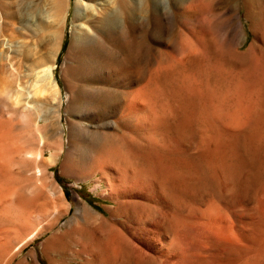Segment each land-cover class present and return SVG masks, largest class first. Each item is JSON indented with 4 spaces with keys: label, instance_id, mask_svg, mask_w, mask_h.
<instances>
[{
    "label": "rangeland",
    "instance_id": "1",
    "mask_svg": "<svg viewBox=\"0 0 264 264\" xmlns=\"http://www.w3.org/2000/svg\"><path fill=\"white\" fill-rule=\"evenodd\" d=\"M104 1L106 0H0V53H2L3 57H5L6 53L8 52L9 57H11V58L8 57L9 59L3 58L4 60L3 59L0 60V79L3 80V81L0 80V90L6 88L13 95V97L14 96L21 97L20 98L21 104L18 103L16 105L17 107H13L9 98L6 97V94L3 95L0 91V127H1L0 128V163L3 166V169L1 170V174H0V178H2L0 180V186L2 188V190L0 189L1 202L3 201L1 203L2 211L0 213V230H1L0 232H1V236L3 237L2 239H7V235L10 234L8 237L9 239L11 238V244L15 243L14 245H16L17 242L19 243V241H21V239H25V237H27L26 234L29 235L32 229L34 230L35 227L38 228L41 224L42 225L48 224L49 222L50 224H52V227L50 229L48 230L43 229V231L37 234L36 237L33 238V240H31L30 242L28 241L27 242L28 244L26 243L23 246V248L19 250V252L16 251L18 253L12 259L11 264H17V262L23 260L24 257L28 259V261L29 259L32 260L33 256L30 255V253L32 252H34L37 255L38 264H90V262H87L86 254L83 253L81 249L84 242L91 239V235L89 233L91 230L89 231L90 228L81 218V214L83 213V210L78 205L79 201L82 204H84L87 207L86 209L89 210V213L93 215L92 225L97 228V233H98L97 236L99 237L100 235L99 238L106 239L110 235L111 229L114 226L119 227V228L116 227L119 230L122 229L121 223L123 218L117 214L112 213V209H111L113 205L112 201L106 197L107 193H104L101 187H96L98 185L97 182L101 177L100 174H96L95 172H93V168L90 169V167H92L90 160H91V153L93 147L102 143L107 136H109L107 137V141L109 142L111 141L112 143H117V144L121 143L122 146H126V144H128L126 137L132 136L133 133L128 132L129 134H132V135H128L126 131L129 130L125 126L119 125L116 126L115 128L116 130L114 129L110 131V135L103 137L102 135L103 132H101L103 131L101 130L102 129L101 121H98L97 118L94 116H88L85 118H79L77 116V112L81 110V105L83 104L84 101L83 92L85 90L94 89L100 91L101 89L103 92L108 93V91H110L111 88L113 89L116 88L115 86L116 84H114V82L111 80L108 81L105 80L107 82L106 84V82L102 80L93 81L91 83L90 81L84 82L78 79L77 66L80 63L85 62V59H87L86 57L87 55L81 52V50H79L75 45H73L72 42V35L74 30H80V28L82 27L88 30L90 29V27L88 26V20L90 19L93 20L100 15L101 5L104 3ZM198 1L182 0L181 3H179L178 0L147 1L145 7L143 8V11L138 14L143 19L141 25L142 27H140V29L138 30H134L132 27L125 26L124 29L122 30V33L120 34L122 37L120 36L118 41L119 43L117 42L118 47L121 46V48H123L121 49V51L124 50L122 53L124 54L125 57L132 56L136 51L138 54L137 57L138 59L136 58L135 62L129 67L127 68L125 67L126 69L124 68L121 74L124 72L129 73L135 71L141 74L145 81H147L148 79H153V81H156V84L158 83L156 86L158 87V90L163 91L162 95L167 96V97L163 96L166 102L169 101L168 98L171 100L184 99L186 102H188L191 107L190 109L193 108L195 109V111L193 109L195 113L193 112L194 115L192 114V120H191V122L193 120L195 122L193 121L190 127H188L190 129H188L187 134L185 135L187 139L186 140L183 139L184 143L189 144V146H191L194 150H196L195 148L198 146H201L202 148L205 147L206 149L205 150L203 149V151H205L204 155L202 156L203 159L209 158L210 156V159L213 158L214 160L218 158L220 160V157H222L221 155H223L222 158H225L226 156V159L233 160V162L236 161L237 163L241 162L240 165L244 163L242 166L238 165L237 163L235 164L237 166H240L237 167L240 169V170L238 169L240 171L239 174L241 175L240 177H238L239 181L241 182L240 184L243 185L242 179H244V177H246L245 180L247 179L246 182L244 181V183L247 184L248 181L246 201L249 202L250 206H256L262 210L264 208L263 207L264 206V201H263L264 200V194H263L264 193V161H263L264 160V122H263L264 115H262L264 114V112L262 111L264 110L263 107L264 83H262L264 82V77L263 76L259 77V75L264 74V62H263L264 61L263 58L264 57V0H198ZM192 2L195 3V7H198L197 9L195 8V10L197 11L195 15L192 14V8L189 7V4ZM78 4L79 6L77 7ZM201 5L202 8L199 7ZM154 6L160 7L158 8L159 9L158 11H160L159 13L154 14L151 11L152 7ZM249 9L251 10L249 11ZM199 11L200 13H198ZM235 13H237V16L241 22L240 25L241 31H239L240 35L239 33L236 35L237 36L235 37L236 41L234 40L235 43L233 42L234 45L233 43L228 45L227 41L225 40L226 36L224 35V27L229 21V18H231ZM9 14H11L12 16L8 17ZM89 16L91 18H89ZM119 19L120 22L124 23L123 15H121ZM203 26H206L205 29ZM194 29H196V31ZM195 34L197 35L198 38L199 37L201 38L203 36L202 41L203 40L204 41L203 42L201 41V44L199 43L200 40L199 41L197 40ZM244 34H246V37H243L242 39L243 42L240 45V49H238L237 44L241 41L240 38L242 37V35L244 36ZM180 35L182 36L180 37ZM184 36L185 37L188 36V37L185 38ZM184 39H188V40H184ZM190 40H192L193 42H190ZM56 41L58 43L55 49L57 52L55 51V56H53L51 59L52 63L50 62L49 64L45 63L44 61L47 58V55L52 50ZM184 42L187 44H185ZM222 42L223 43L226 42V43L223 44L222 46ZM192 45L195 46L193 47ZM217 45H219L220 48ZM180 47H181V51H180ZM194 48H196L197 50ZM190 50L192 51V53ZM253 52L256 53L254 57L253 54H251ZM213 54H214L213 56L214 58L212 57ZM250 54L252 55L251 59L254 60L253 62L250 61L251 59L248 61V59L250 58ZM257 54H259V57L256 56ZM209 55L211 58L208 57ZM223 55L227 57L225 56L223 57ZM191 56H192V60H191ZM219 57L222 60L221 65H220ZM259 58L260 61L261 60L263 61L259 62ZM166 59L168 60L166 61ZM196 60H198L199 64H197L198 62ZM225 63L227 64L226 66L223 65ZM257 63L258 65L260 64L259 65L260 67L257 65ZM52 64H55L53 68V74L59 86L58 97H60V99H58V102H60L61 100L59 104L60 107L62 106L61 108L59 107L58 110V113L60 111V120H61V122H59L58 129L55 126L51 125L50 123L44 125L43 121L41 120V117L38 118L41 120L40 122H38L37 117L38 115H40V112L37 113L32 109H29V107L28 108L26 107L27 109L24 108L25 106H30L31 104H35V103L40 105L41 107V104L43 103L45 106L44 112L50 113V110H48L50 109V103L47 102L45 100V97H43L42 95L39 97L36 96L35 94H37V91L40 87V83L42 84L41 77L48 72L47 65H52ZM202 65L204 67H201ZM232 65L234 67H232ZM249 66H252L250 67V70L248 68ZM254 66H257L256 67L257 70ZM157 67L159 69H157ZM242 67L246 71L248 72L250 71V73H245L246 71ZM229 69L230 70L232 69L233 71L232 70L230 71ZM251 70H255L254 71L255 74ZM262 70H263V74H262ZM236 71L238 72V74ZM189 74L191 77H192L191 74L195 75L198 83L196 80H194L195 76H193L194 78L192 77L191 80ZM234 74L236 76H234ZM241 78H243V82H241L242 81ZM190 80L192 82H190ZM207 80L211 84L208 83ZM258 80H260L259 81L260 84ZM248 81L249 83L251 82V86L253 87L248 85L249 84ZM237 82H239L240 84L238 87H237L238 85ZM246 82H247V86L244 87ZM252 82L253 83L255 82V84H252ZM256 82L258 83V86ZM195 83L197 84V86ZM217 84H219V86ZM186 85H187V90L190 88L188 91H186ZM221 85L222 87L224 86L223 88L225 89H223ZM159 86H163L161 87L163 88V90H161ZM198 86L199 89L196 88ZM255 86L258 87L257 90ZM109 87L110 89L108 90ZM184 87L185 90H183ZM193 87L195 88V90L193 89L194 91L191 89ZM206 87L208 89H206ZM181 88L183 91L181 90ZM239 88L240 89L243 88L241 89L243 90V92ZM213 89H215L214 90L215 93L211 92L213 91ZM228 89L229 90L231 89L233 92L231 90L229 91ZM237 90H239L238 92L240 93H238ZM185 91L188 93H186ZM206 91L210 93L208 94ZM249 91L251 93V97L249 96L250 94H248ZM254 91L255 93H253ZM245 92H247V94ZM231 93L233 94V96L231 95ZM234 93L239 97L242 96L241 98L243 101L241 99L240 100L243 102L242 103L243 107L244 104H248V106L246 105L247 108L245 106V108L242 107V109L240 110V112H242V115L244 116L243 118V116L241 115L243 121L242 124H244V126L241 125L240 129L239 127L237 128L232 127L231 129L229 125L227 128L226 126L228 123L226 122L227 124L225 126V123L223 122L224 121L223 119L226 116L222 112H220L222 113L220 119H219L220 116L219 111L218 113L217 111L215 112L217 116L214 113L215 116L213 117V113H212V117L210 116L208 118L210 113L215 111L213 102H215V104L220 103L221 100L219 99H222L221 97H223V95H224L223 98L224 101L222 99V103H220L221 105L216 104L215 106H220L221 109L224 108L223 112H227L231 108L230 115L232 114V112H234L236 113V115L233 113V117L234 115L237 117V109L242 105L241 104L237 105V103L232 104V106L230 105L231 104L230 102L234 103L236 102V99H239L238 96L237 98L235 96V99L233 98ZM259 93H261L260 94L261 97L259 96ZM186 94H188L189 97H187ZM243 94H244V99H243ZM225 95L227 99H225ZM171 96L174 98H172ZM252 97L254 102L250 101L252 100ZM258 97L262 99L260 100ZM187 98L189 101L187 100ZM201 99H203V101ZM256 100H258L259 103H257ZM173 102H171V104H173ZM194 102L196 103L194 104ZM205 102L207 103V106L209 105V102L210 104L212 102L213 103L212 108L210 105L207 107L205 105L206 104ZM202 105H204V107ZM249 105H252L251 109ZM234 107H236L237 109L236 108L234 109ZM196 109L199 110L196 111ZM244 109L245 110L248 109V111L249 110L252 111L251 113L250 111L248 113V111L244 112ZM204 110L206 111V113ZM217 110L219 109L217 108ZM207 112H209L208 116H207ZM198 115L199 117L201 116V118L198 119V117H196ZM203 115L204 116L206 115L205 118L204 117L202 118ZM230 115H228L227 119L225 118V121L228 120L229 122ZM238 115L240 117V114ZM29 116L30 119L28 118ZM4 117L6 119H4ZM23 118H25V121ZM211 119L214 121H211ZM220 120L222 121V124L224 126L220 123L221 122ZM200 127L204 129H201ZM205 129H206V133L204 132ZM218 129H220L222 136L218 134ZM249 129H252L253 131L252 130L250 131ZM29 131L32 133H30ZM141 131L142 130L134 131V136L136 137L133 136V138L136 139L138 138L140 140L139 136L141 135L143 136V131L142 132ZM156 135L157 134H155V137L157 138L158 135L157 136ZM217 135H219V137ZM255 135H258V137ZM201 136L202 137L205 136L204 138L206 139V141L203 140L204 138L201 139ZM28 138L29 140H27ZM33 139L34 142H32ZM210 139H211V145H210ZM217 139L219 142L217 141ZM225 140L227 143L225 142ZM138 142L140 143L142 142V140ZM215 143H217L218 145ZM228 144L229 146H227ZM194 145L196 146L193 147ZM219 146H221L223 151L226 148L224 154H222L223 151L220 154L221 148H219ZM228 147H229L228 151L231 150L230 152L228 151L226 152ZM1 149H2V153H1ZM207 149H209L210 154L208 153ZM214 149L215 150L217 149L216 150L217 152L215 151L216 153L214 152ZM8 152L12 154L10 155ZM212 152L213 155L214 154L217 155L218 153L220 155L218 154L217 158L215 155L214 157H211ZM41 153H43L42 158L40 157ZM205 153L207 154L205 155ZM245 153L247 155H245ZM233 154L235 155V157H233L234 156ZM248 155L250 156V158ZM231 156L233 157V159ZM12 161H16L18 163H20V161L27 162L29 164L28 165L29 170L27 174H20L15 169L10 167L9 162ZM38 166L43 170L44 173V174L42 173L39 176L36 175L35 173L37 172L36 167ZM76 166L81 168H76ZM73 167H75L78 170L75 169L76 172H74ZM81 170L83 171L81 172ZM203 182L207 191H209L211 188L214 187V185H216L215 182H212L210 180V178L205 179ZM261 184L263 185V187L261 186ZM22 185H25V193L28 195L29 197L28 199L30 201L29 204L30 206L28 208L30 211L28 212L29 214L23 212L22 214L19 213V210L17 211V208L11 205V200L9 199L10 197H12L10 193H12L15 188H19ZM101 185L103 186V188H106L103 180H101ZM8 187H10L9 188L10 190H8ZM8 191L11 192H9L7 196L6 193ZM36 192L38 193V197ZM256 193L258 195H256ZM9 195L11 196L9 197ZM60 195H62L61 196L62 198L60 197ZM3 196L4 199H2ZM37 200L38 201L41 200L42 203L41 201L38 202ZM35 205H37V207ZM7 206L8 207L12 206V208H8ZM14 209H16L15 210L16 213L14 212ZM86 209L85 212L87 211ZM42 212H44V214ZM243 212L245 213L246 210H242V213ZM35 213H37L38 215L42 213L41 216L44 218V220L41 223L39 222V225H37L36 222L37 220L33 219L35 218L34 217ZM24 219L26 221H24ZM22 225L24 226L22 227ZM5 226L7 227L5 228ZM4 231L6 234L4 233ZM25 231L28 232L25 233ZM17 232L19 236L17 235ZM3 234L5 235V237ZM14 235H15L14 237L15 240L13 238ZM55 238L57 239V245L53 247L54 249L53 248L45 249L44 247L46 243L49 242L50 239H55ZM18 243L17 245L19 246ZM4 263L5 260L2 259L1 264Z\"/></svg>",
    "mask_w": 264,
    "mask_h": 264
},
{
    "label": "bare ground",
    "instance_id": "2",
    "mask_svg": "<svg viewBox=\"0 0 264 264\" xmlns=\"http://www.w3.org/2000/svg\"><path fill=\"white\" fill-rule=\"evenodd\" d=\"M147 1H149V0H106L101 5L100 15L93 20H91V19L88 20V26L90 27L89 30L82 27V28H80V30H74L73 31V35H72L73 45H75L79 50H81V52H83L87 55V56L85 55L87 57V59H85V62L80 63L77 66L78 79L80 81H84V82L90 81L91 83L93 81H97V80L98 81L99 80H102V81L111 80L114 82V84H116L115 85L116 88H114V89L111 88V90L108 91V93L103 92L101 89H100V91H97L94 89L85 90L83 92V96H84L83 100L84 101H83V104L81 105V110L77 112V109H76L77 116L79 118L94 116L97 118L98 121H101V123H102V125H101L102 129L101 130H103L101 132H103L102 133L103 137L110 135V131L114 130L116 128V126H119V125L125 126L129 130V131H126L127 133L128 132L133 133V135L128 133V135H132V136L126 137V139L128 141V144H126V146H122L121 143H120L121 145L117 144V143H112L111 141H110L111 142L110 143L109 141H107V137H109V136H107L106 139H104V141L102 143L98 144L97 146H94L92 149L91 160H90L92 167H90V169L93 168V172H95L96 174H100V177H101L98 180V182H97L98 185L96 187H101L102 191H104V193H107L106 197L108 199H110L113 203L112 208H111L112 213L121 216L123 218V220L121 223L122 229L120 227L121 230L117 229L119 227L116 226L117 227L116 228L114 226L111 229L110 235L106 239L99 238L100 235H99V237L97 236V234H98L97 228L92 225L93 224V221H92L93 215L91 213H89V210L86 209L87 207L79 201L78 205L83 210V213L81 214V218L90 228L89 231L91 230L89 232L91 235V239L84 242V244L82 245L81 251L86 254L87 262H90V264H264V208L261 210L256 206H250L249 202L246 201V195H247L246 193L248 190V181H247V184H245L244 181L246 182V180H247V179L245 180L246 177H244V179H242V177H241V179L243 181V183H242L243 185L240 184L241 182L239 181V178H238L241 176L239 174L240 169L237 168V167L242 166L244 163H242V165H240L241 162L237 163V161H236L237 159L235 160L236 162H233V160L226 159V156H225V158H222L223 155H221L222 157H220V160H219L217 158V155L219 153L217 155L214 154L217 159H214V160H213V158L210 159V156H209V158L203 159L202 156L204 155V152H205V151H203V149L205 150L206 149L205 147L202 148L201 146L197 145L198 147H196L195 148L196 150H194L191 146H189V144L184 143V140L187 139V137L185 135L187 134L188 129H190L188 127H190V125L194 121L193 120L191 122L192 114L195 111V109L193 108L194 111H193V109H190L191 107H190L189 103L186 102L184 99L183 100L182 99L181 100H178V99L171 100L168 98L169 101L166 102L164 100V97L166 95L165 96L162 95L163 91L158 90V87H156L158 83L156 84V81H153V79H148L147 81H145L143 76L141 74H139L138 72H135V71H132L129 73L124 72L121 74V72L124 70L125 67L126 68L129 67L130 65H132L135 62L136 58L138 57V54H137V51L135 50L136 52L132 56H130V57L126 56L125 57L124 54L122 53L124 50L121 51V49H123V48H121V46H119L120 47L119 48L117 42L119 41V37L121 36L120 34L122 33V30L124 29L125 26L132 27L134 30H138V29H140V27H142L141 25H142L143 19L138 14L143 11V8L145 7ZM196 1H198V0H196ZM178 2L181 3L182 0H178ZM78 6H79V4L77 5V7ZM196 6H198V5H196ZM189 7L192 8V14L195 15L197 13L195 8L197 9L198 7H195L194 2L190 3ZM199 7L202 8V5ZM158 8H160V7L154 6V7H152L151 11L154 14L159 13L160 11H158L159 10ZM250 10L251 9H249V11ZM198 13H200V11ZM121 15L124 16V23L120 22L119 18ZM11 16H12L11 14L8 15V17H11ZM204 16H205V14H204ZM89 18H91V17L89 16ZM211 20H212V17H211ZM208 21H210V20H208ZM204 25H207V24H204ZM240 25H241V22L237 16V13H235L231 18H229V21L227 22L226 26L224 27V35L226 36L225 40L227 41L228 45L232 44L234 42V40L236 41L235 37H237L236 35L239 33V31H241ZM203 27L205 29L206 26H203ZM194 30L196 31V29H194ZM251 30H252V28H251ZM58 32H59V29H58ZM192 33H194V32H192ZM239 35H240V33H239ZM181 36L182 35H180V37ZM187 37H185V38H187ZM213 37H214V35H213ZM213 37H212V39H213ZM243 37H246V34H244V36L242 35V37L240 38L241 41L237 44L238 49H240V45L243 42V40H242ZM196 38L198 41L200 40L199 43L201 44L203 36L201 38L199 37L200 38L199 39L196 35ZM188 39H184V40H188ZM212 39H211V41H212ZM216 40H215V43H216ZM182 41H183V39H182ZM190 42H193V41L190 40ZM225 43L226 42H224V43L222 42V46ZM234 43H233V45H234ZM6 44H7V42H6ZM57 44L58 43L56 41L52 50L47 55V58L44 61L45 63H48V64H49V62L52 63L51 59L53 56H55V51H56L55 49L57 47ZM185 44H187V43H185ZM197 45H198V43H197ZM217 46L220 48L219 45H217ZM190 47H191V45H190ZM196 48H198V47H196ZM196 48H194V49H196ZM248 48H250V47H248ZM259 48H258V51H259ZM149 49H150V47H149ZM230 49H232V48H230ZM225 50H227V49H225ZM180 51H181V47H180ZM190 51H188V52H190ZM236 51H237V49H236ZM191 53H192V51H191ZM184 54H185V52H184ZM251 54H253V57H254V55L256 53L253 52ZM251 54H250V58L248 59V61L251 59V56H252ZM213 56H214V54L212 55V57ZM224 56L225 55H223V57ZM256 56L259 57V54H257ZM8 57H9L8 52L6 53L5 57H3L2 53H0V60H2L3 58L7 59ZM205 57H207V56H205ZM208 57H210V55ZM225 57H227V56H225ZM9 58H11V57H9ZM156 59H157V57H156ZM193 59H194V57H193ZM219 59H220V65H221L222 60L220 57H219ZM150 60H151V58H150ZM167 60L168 59H166V61ZM188 60H189V58H188ZM191 60H192V56H191ZM160 61H161V59H160ZM196 61L198 62V60H196ZM200 61H201V59H200ZM250 61L253 62L254 60L251 59ZM262 61L263 60L260 61V58H259V62H262ZM240 62H241V60H240ZM156 64H155V66H156ZM197 64H199V62ZM235 64H236V61H235ZM223 65L226 66L227 64L225 63ZM257 65H258V63H257ZM47 66H48V69H47L48 72L41 77L42 84L40 83V87L37 91V94H35V95L39 96V97L42 95L43 97H45V100L50 103V109H48V110H50V113L44 112L45 106L43 103L41 104V107H40V105L35 103V104H31L30 106H25L24 108L29 107V109H32L33 111H35L37 113L40 112V115H38V117H37L38 122H40L42 120L44 125L50 123L51 125L55 126L58 129L59 128V122H61L60 111L58 113V110L60 107L59 103L61 102V100H60V102H58V99H60V97H58L59 86H58V83L55 80V77L53 74V68H54L55 64L47 65ZM143 66H145V65H143ZM252 66L248 67L249 70H250V67H252ZM201 67H204V66L202 65ZM228 67H231V66H228ZM232 67H234V66L232 65ZM254 67L256 68L257 66H254ZM259 67H258V69H259ZM195 68H196V66H195ZM224 68H226V67H224ZM157 69H159V68L157 67ZM201 70H202V68H201ZM239 70H241V69H239ZM256 70H257V68H256ZM178 71H179V69H178ZM191 71H193V70H191ZM251 71H253V73H254L255 70H251ZM75 73H76V71H75ZM245 73H250V71L249 72L246 71ZM237 74H238V72H237ZM262 74H263V70H262ZM118 75H120V76H118ZM191 75H192V77L195 76L193 74H191ZM205 75H207V74H205ZM189 76H190V74H189ZM218 76H219V74H218ZM234 76H236V75L234 74ZM260 76L264 77V74L259 75V77ZM185 77H186V75H185ZM192 77L190 76L191 80H192ZM238 77H239V75H238ZM196 79L197 78L195 76L194 80H196ZM239 79H240V77H239ZM241 79H242L241 82H243V78H241ZM0 80L3 81L2 79H0ZM191 80H190V82H192ZM203 80H204V78H203ZM244 80H246V79H244ZM249 81H248V83H249ZM259 81L260 80H258V82ZM178 82H179V80H178ZM197 83H198V81H197ZM208 83H210V82L208 81ZM262 83H264V82H262ZM106 84H107V82H106ZM193 84H192V86H193ZM237 84H238L237 85V87H238L240 84H239V82H237ZM252 84H255V82L254 83L252 82ZM256 84L258 86L257 82H256ZM259 84H260V82H259ZM217 85L219 86V84H217ZM242 85H243V83H242ZM248 85L251 86V82ZM196 86H197V84H196ZM212 86H214V85H212ZM245 86H247V82L244 85V87ZM257 86H255L256 90L258 88ZM161 87H163V86H159V88H161ZM194 87L191 89L195 90ZM221 87H222V85H221ZM251 87H253V86H251ZM196 88L199 89V86ZM109 89H110V87L108 88V90ZM206 89H208V88L206 87ZM223 89H225V88H223ZM234 89H236V88H234ZM241 89H243V88H241ZM247 89H249V88H247ZM161 90H163V88H161ZM181 90H182V88H181ZM183 90H185V87ZM188 90H187V85H186V91H188ZM214 90L215 89H213V91H211V90L210 91L215 93ZM260 90H261V88H260ZM0 91L3 95L6 94V97L9 98L13 107H17L16 105L18 103L21 104L20 103L21 97H17V96L13 97V95L6 88L1 89ZM238 91L239 90H237V92ZM241 91L243 92V90H241ZM164 92H165V90H164ZM206 92L208 93V91H206ZM173 93H175V92H173ZM186 93H188V92H186ZM238 93H240V92H238ZM245 93L247 94V92H245ZM253 93H255V91ZM248 94H250L249 96L251 97L250 91L248 92ZM260 94L261 93H259V96H260ZM180 95H179V97H180ZM186 95H187V97H189L188 94H186ZM191 95H193V94H191ZM231 95L233 96L232 93H231ZM182 96H183V94H182ZM196 96H198V95H196ZM235 96L237 98L238 95H235V93H234V97H233L234 99H235ZM241 97L238 96L239 99H236V102H234V103L229 101L231 103L230 105L232 106V104H235V103H237V105L238 104L242 105L243 100ZM260 97H258V98L260 99ZM172 98H174V97H172ZM221 98L223 99L224 95ZM222 99H219V100H221L220 103H222ZM225 99H227L226 95H225ZM243 99H244V94H243ZM170 100H171V102L174 101L173 104H171ZM187 100H188V98H187ZM201 100L203 101V99H201ZM223 101H224V99H223ZM250 101L254 102L253 97H252V100H250ZM256 101H257V103H259L258 100H256ZM191 102H193V101H191ZM191 102H190V104H191ZM238 102H240V103H238ZM247 102H249V101H247ZM195 103L196 102H194V104ZM213 103H214L215 111L211 112V110H212L211 109L210 110L211 113L209 116H208L209 112H207L208 118L210 116L212 117V113H213V117H214L216 114L215 112L217 111V113H218V111H219V113L220 112L224 113L226 116L225 118L227 119L228 115H230V113H231L230 112L231 108L228 106L230 108L229 110L227 109L229 112L228 111L223 112L224 108L221 109L220 106H215L216 104H220V103H216V104H215V102H213ZM213 103L211 102V104H210V102H209V105L211 106V108L213 106ZM205 105L207 106V103ZM246 105L248 106V104H244V107H243V105L242 106L239 105L240 107H238V109L236 108L237 106L234 107V109L235 108L237 109V117L235 116L236 113L232 112V114L230 115L229 122H228V120L225 121V118L223 119L225 126L228 123L226 126L227 128H228V125L230 126L231 129H232V127H236V128L239 127V129H240L241 125L244 126V124H242L243 123L242 118H241L242 112H240V110L242 109V107L245 108ZM253 105H254V103H253ZM202 106L204 107V105H202ZM247 106H246V108H247ZM249 106L251 109L252 105H249ZM216 107L219 110H217ZM226 108H227V106H226ZM209 109H206V110H209ZM198 110L196 109V111H198ZM247 111H248V109L247 110L244 109V112H247ZM249 111L251 113L252 110H249ZM249 111H248V113H249ZM262 111L264 112V110H262ZM41 112H42V114H41ZM253 112H255V111H253ZM205 113H206V111H205ZM222 113H220L219 119L221 118ZM233 113L235 114L234 117H233ZM196 114H197V112H196ZM198 114H199V112H198ZM238 114H240V117ZM201 115H202V113H201ZM262 115H264V114H262ZM205 116L203 115L202 118L203 117L205 118ZM216 116H217V114H216ZM256 116H257V113H256ZM40 117H41V120L38 119ZM75 117H76V115H75ZM196 117H198V119L201 118V116L199 117V115ZM247 117H248V115H247ZM251 117H249V118H251ZM28 118L30 119V116ZM243 118H244V116H243ZM260 118H261V116H260ZM4 119H6V118L4 117ZM23 119L25 121V118H23ZM206 119H207V117H206ZM245 119H246V117H245ZM203 120H205V119H203ZM211 121H214V120L211 119ZM251 121H252V119H251ZM261 121H262V119H261ZM1 122H2V120H1ZM245 122H246V120H245ZM220 123L222 124V121ZM204 124H206V123H204ZM200 126H201V124H200ZM246 126H247V124H246ZM200 128L204 129L202 127H200ZM206 128H207V126H206ZM194 129H195V127H194ZM140 130L143 131V136L142 135L139 136L140 140L138 138H137L138 140L136 138H133L134 131H140ZM215 130H217V129H215ZM249 130L251 131L252 129H249ZM106 132L109 134H107ZM204 132L206 133V129ZM30 133H32V132H30ZM34 134H33V136H34ZM155 134L158 135L157 138L155 137ZM218 134L221 135L220 129H218ZM208 135H210V134H208ZM111 136H112V133H111ZM217 136L219 137V135H217ZM231 136H234V135H231ZM255 136L258 137V135H255ZM134 137H136V136H134ZM204 137L201 136V139ZM191 138H192V135H191ZM198 139H199V136H198ZM27 140H29V138ZM108 140H109V138H108ZM110 140H112V139H110ZM141 140L143 143L138 142ZM203 140L206 141L205 138ZM121 141H123V140H121ZM217 141H218V139H217ZM30 142H31V140H30ZM32 142H34V139ZM225 142H226V140H225ZM203 144H202V146H203ZM215 144H217V143H215ZM123 145H125V144H123ZM210 145H211V139H210ZM233 145H234V143H233ZM245 145H247V144H245ZM195 146L196 145H194L193 147H195ZM224 146H226V145H224ZM227 146H229V144ZM28 148H27V150H28ZM219 148H221V146H219ZM230 148H231V146H230ZM2 149H4V148H2ZM2 149H1V153H2ZM225 149L223 151V149L221 148L220 154L222 153V151H223L222 154H224ZM207 150H208V153L210 154L209 149H207ZM216 150L214 149V152ZM228 150H229V147L226 150V152ZM232 150H233V148H232ZM230 151H228V152H230ZM43 153L40 154L41 158L43 157ZM9 154L11 155L12 153H9ZM206 154L207 153H205V155ZM214 155L212 152L211 157H214ZM245 155H247V154L245 153ZM53 156H54V154H53ZM233 157H235V155ZM233 157H232V159H233ZM249 158H250V156H249ZM16 161L9 162L10 167L15 169L20 174H27V172L29 170V168H28L29 164L27 162H21V161H20V163H18ZM235 163H237L240 166H237ZM36 168H37V170H36L37 172H35L36 175H38V176L41 175L43 173V170L39 166ZM73 168H74V172H76L75 169L81 168V167L76 166V168L75 167H73ZM2 169H3V166L0 163V174H1ZM244 169H245V167H244ZM76 170H78V169H76ZM82 171L83 170H81V172ZM77 172H79V171H77ZM255 175H256V173H255ZM259 175H260V172H259ZM209 178L212 182H215L216 185H214L213 188H211L209 191H207L205 186H204L203 181L205 179H209ZM1 179L2 178H0V180ZM101 180H103L106 188H103V186L101 185ZM262 184H261V186L263 187ZM2 187H3V185H2ZM9 188L10 187H8V190H10ZM0 189L2 190L1 186H0ZM253 189H254V187H253ZM1 190H0V213L2 211L1 203L3 202V201L1 202ZM59 190H60V188H59ZM257 190H258V188H257ZM55 191H56V189H55ZM9 192H11V191H8L7 193L5 192L7 196H8ZM10 194L12 195V197H10L11 195H9V197H10L9 199L11 200V205L15 206V208H17V211L19 210V213L22 214V212H23V213L29 214L28 212H30V211L28 208L30 206L29 205L30 201L28 199L29 198L28 195L25 193V185H22L19 188H15L13 190V192ZM34 195H36V194H34ZM253 195H254V193H253ZM256 195H258V194L256 193ZM56 196H57V194H56ZM56 196H55V198H56ZM61 196L62 195H60V197ZM37 197H38V193H37ZM2 199H4V196L2 197ZM40 201H38V202H40ZM41 203H42V201H41ZM12 206L11 207L7 206V207L12 208ZM35 206L37 207V205H35ZM85 209L87 210L86 212H85ZM15 210L16 209H14V212H15ZM242 210H246V212L242 213ZM42 213L44 214V212H42ZM42 213L39 215L37 213L34 214L35 218H33V219L37 220L36 221L37 225H39V222L41 223L44 220V218L41 216ZM94 215H95V213H94ZM99 215H97V216H99ZM53 216H54V214H53ZM24 221H26V220L24 219ZM56 221H57V219H56ZM15 224H17V223H15ZM33 224H35V223H33ZM2 226H1V229H2ZM8 226H9V224H8ZM23 226L24 225H22V227ZM6 227L7 226H5V228ZM19 227H21V226H19ZM51 227H52V224H50V222L48 224H43V225L41 224L38 228L35 227L37 229H35L33 227L34 230L33 229H32V231L30 230L31 233L29 235L26 234L27 237H25V239H21V241H19V243L17 242L19 244V246L17 245V243H16V245H14L15 243L11 244V238L9 239V237H8L10 234L7 235V239H2L3 237L1 236V232H0V264L2 262V259L5 260L4 264H11L12 259L15 257V255L19 252V250H21L23 248V246L28 241L30 242L31 240H33V238L36 237L37 234L41 233L43 231V229L48 230ZM5 231H4V233H5ZM26 232H28V231H25V233ZM17 235H18V232H17ZM4 237H5V235H4ZM14 237H15V235L13 236V238ZM18 239H20V238H18ZM55 239H50V241L46 243L44 248L48 249V248L55 247L57 245V239L56 240ZM14 240H15V238H14ZM16 251H18V252H16ZM30 255L33 256L32 260L29 259V261H28V259H26L24 257L23 260H20V262H17V264H38L37 255L34 252L30 253Z\"/></svg>",
    "mask_w": 264,
    "mask_h": 264
}]
</instances>
